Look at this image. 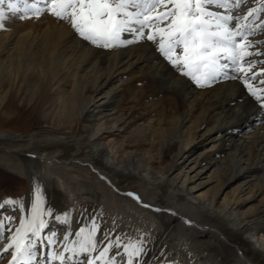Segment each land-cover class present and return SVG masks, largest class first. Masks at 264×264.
<instances>
[{"label":"bare ground","instance_id":"obj_1","mask_svg":"<svg viewBox=\"0 0 264 264\" xmlns=\"http://www.w3.org/2000/svg\"><path fill=\"white\" fill-rule=\"evenodd\" d=\"M7 2L0 115L45 120L30 134L0 132V165L29 183L22 217L37 193L53 211L37 241L41 264H88L109 240L115 264H128L129 244L142 248L135 264H264V110L238 78L250 73L234 66L197 86L152 42L124 33L131 43L103 49L47 10L13 14ZM262 16L247 21L254 62L264 61ZM1 213L0 201L4 255L17 227ZM93 223L96 249L66 252Z\"/></svg>","mask_w":264,"mask_h":264},{"label":"snow or ice","instance_id":"obj_2","mask_svg":"<svg viewBox=\"0 0 264 264\" xmlns=\"http://www.w3.org/2000/svg\"><path fill=\"white\" fill-rule=\"evenodd\" d=\"M40 3L41 0H32L30 4L28 0H8L7 11L13 14L23 11L39 17L47 10L57 19L67 21L82 41L105 49L131 43L121 37L124 33L132 34L136 41L152 42L160 56L197 86H204L225 69L235 66L240 73H250L238 78L264 110V87L257 88L250 82L264 76V61L246 59L252 55L247 21L264 11V0H259L257 7L247 9L242 8L243 0H43V8ZM4 4L5 0H0V29L4 28ZM212 5L224 12L211 11ZM233 10H241L243 14L236 15ZM261 26H264V16L257 25ZM257 55L264 52L258 51ZM260 84L264 85V80H260ZM128 195L134 196L133 193ZM134 198L139 200V197ZM52 215V209L46 208L43 197L37 193L28 217H21L8 243L2 246L6 252L11 250L8 264H41L37 241L46 228L44 217ZM3 227L0 221V228ZM96 231L95 223L90 230L81 228L76 235L84 234L83 239L74 242L75 247L71 249L66 247L65 251H94L98 243ZM47 239L49 244L55 242L51 237ZM116 244L119 245V238ZM112 247L113 242L109 240L88 264L97 261L115 264L114 257L109 258ZM123 248L129 256L128 264H135L132 257H139L142 248L136 244L123 245ZM49 255L64 260L63 254Z\"/></svg>","mask_w":264,"mask_h":264},{"label":"rangeland","instance_id":"obj_3","mask_svg":"<svg viewBox=\"0 0 264 264\" xmlns=\"http://www.w3.org/2000/svg\"><path fill=\"white\" fill-rule=\"evenodd\" d=\"M2 31L3 30L0 29V34ZM156 53L158 54L157 51ZM1 102L2 101L0 100V108ZM10 103L11 104L9 105H11L12 107L15 106L13 105V102ZM36 114L35 116L31 113L21 114V116L19 117H13L12 115L8 118L0 115V132H12L15 134L32 133L42 126L40 121L45 120V117L43 115L38 114L37 116ZM28 184L29 183L24 178L10 172L8 169L0 165V201L2 207L1 217L6 218L9 224L11 223V226L14 228L19 226V221L22 217V205L20 203L26 197V194L29 191ZM61 189L65 191L62 186ZM67 200H69L70 203H74L72 197L67 196ZM11 203L15 206L14 212H10L12 209L11 206H13L11 205ZM71 213L73 214L74 212L72 211ZM7 253L8 252H6V254L4 255L0 254V262L7 259V257L9 256Z\"/></svg>","mask_w":264,"mask_h":264}]
</instances>
